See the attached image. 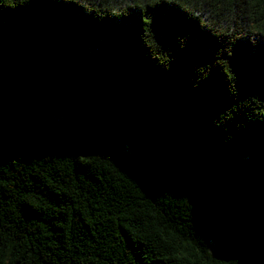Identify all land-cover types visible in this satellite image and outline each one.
<instances>
[{"label": "trees", "instance_id": "1", "mask_svg": "<svg viewBox=\"0 0 264 264\" xmlns=\"http://www.w3.org/2000/svg\"><path fill=\"white\" fill-rule=\"evenodd\" d=\"M0 264H264V0L0 7Z\"/></svg>", "mask_w": 264, "mask_h": 264}, {"label": "snow or ice", "instance_id": "2", "mask_svg": "<svg viewBox=\"0 0 264 264\" xmlns=\"http://www.w3.org/2000/svg\"><path fill=\"white\" fill-rule=\"evenodd\" d=\"M124 2L128 5L129 8L138 9L144 7L147 10L157 7L161 3V0H124ZM191 2L192 0H167V3L169 5L175 6L181 11H184L186 9V6ZM231 2L232 0H229V3ZM14 6L15 0H0V7L11 8Z\"/></svg>", "mask_w": 264, "mask_h": 264}, {"label": "rangeland", "instance_id": "3", "mask_svg": "<svg viewBox=\"0 0 264 264\" xmlns=\"http://www.w3.org/2000/svg\"><path fill=\"white\" fill-rule=\"evenodd\" d=\"M46 123L48 124H60L62 125L63 122L60 118L58 117H52L50 120H47ZM101 138L102 140H99L97 143L98 145H104L105 142L107 143H118L120 145V151L122 154L125 155V157L129 156L130 155V152H129V149H128V146L123 144L122 142L118 141L116 138H107V136H104L101 134ZM214 246V244L212 243L211 244V247Z\"/></svg>", "mask_w": 264, "mask_h": 264}, {"label": "water", "instance_id": "4", "mask_svg": "<svg viewBox=\"0 0 264 264\" xmlns=\"http://www.w3.org/2000/svg\"><path fill=\"white\" fill-rule=\"evenodd\" d=\"M118 141L122 142L123 144L127 145L121 138H116ZM128 146V145H127Z\"/></svg>", "mask_w": 264, "mask_h": 264}]
</instances>
